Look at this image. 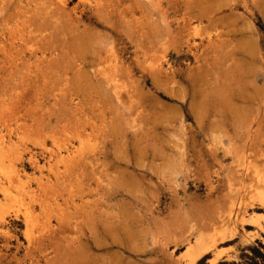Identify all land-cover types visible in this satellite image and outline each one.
I'll list each match as a JSON object with an SVG mask.
<instances>
[{
	"label": "rangeland",
	"instance_id": "obj_1",
	"mask_svg": "<svg viewBox=\"0 0 264 264\" xmlns=\"http://www.w3.org/2000/svg\"><path fill=\"white\" fill-rule=\"evenodd\" d=\"M0 140V264H176L229 188L264 264V0H0Z\"/></svg>",
	"mask_w": 264,
	"mask_h": 264
},
{
	"label": "bare ground",
	"instance_id": "obj_2",
	"mask_svg": "<svg viewBox=\"0 0 264 264\" xmlns=\"http://www.w3.org/2000/svg\"><path fill=\"white\" fill-rule=\"evenodd\" d=\"M4 147V142H0V177L7 176V178H10V175L5 173V167L7 165L3 161ZM244 169L240 170L236 175L240 182L244 181V176L247 174V168ZM12 171L13 169L10 168L9 173ZM257 173L261 174L260 172H255V175ZM257 175L256 177H258ZM261 176L262 178L260 177V180L264 182V172ZM215 183L217 182L207 183L208 196L213 195L216 188L214 185ZM222 196L224 202L227 204L224 211H216L209 207V210L197 209L193 215H169L170 217H174L172 224H169L171 236L174 240L177 238L188 246L183 259L177 260L176 264H200L206 256H208L206 258V264H217L221 241L227 237V234L235 233V228H237L238 225L245 223V221L249 220L252 215H254L251 213L252 211L249 212L250 204L247 203L248 200L245 202L243 194L239 191L229 188ZM258 196L259 203L264 206V193ZM5 199L8 200L7 198ZM208 231H211V234L206 236ZM0 236L11 237L8 225H6L3 218L0 220Z\"/></svg>",
	"mask_w": 264,
	"mask_h": 264
}]
</instances>
